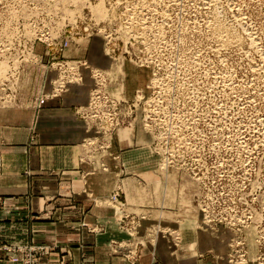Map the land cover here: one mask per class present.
I'll return each mask as SVG.
<instances>
[{"label":"rangeland","instance_id":"rangeland-1","mask_svg":"<svg viewBox=\"0 0 264 264\" xmlns=\"http://www.w3.org/2000/svg\"><path fill=\"white\" fill-rule=\"evenodd\" d=\"M73 102L81 173L0 194V264H264V0H0L2 176Z\"/></svg>","mask_w":264,"mask_h":264},{"label":"crops","instance_id":"crops-1","mask_svg":"<svg viewBox=\"0 0 264 264\" xmlns=\"http://www.w3.org/2000/svg\"><path fill=\"white\" fill-rule=\"evenodd\" d=\"M78 90L79 88H77V91ZM80 95H81L80 97H76V96L75 97L79 99L78 101H82L86 105L87 99L86 98L83 99L84 98L83 92H81ZM75 103L76 102H73V107L65 106L60 109L58 108L51 109L52 115H50L49 117L54 116L52 118L54 119L57 118V123H53V122H51V124L48 123L47 128L43 129L45 131H41L39 128L37 129L38 132L37 137L39 138L38 143L29 146V149L27 147L26 142L24 143L25 145L18 144L17 146L12 147L13 157L17 158V160L19 161L17 162V165H14V167L17 169V173L15 172L14 175H12V177L15 176V174H17V176L15 177V180L10 179L8 177H4L2 176L3 172L0 170L1 195H4L7 192H11L19 196L25 192L24 190L27 184H24L23 181L25 180L26 176H24V174L28 166H30L33 169V172H35L37 169H44V168L46 171H49V173L52 171V174L49 175V183L57 182L55 180L64 183L65 182L70 183V178H72L71 176H73L75 173H81V171L78 170V168L80 167V161L78 159H79V153L81 151V145L79 143L81 138L84 136L85 131L83 129L84 127H82L83 126L82 125L83 123L81 122L82 120L80 121L78 120L79 116L76 114L74 110L78 106H81V104L76 103V105H74ZM2 159L3 157L0 156V169L4 168L2 167L3 164L1 163ZM30 161L32 162V164L30 163L29 165ZM98 178H100L99 179L100 184L109 185V186L111 185V187L106 186L105 191L104 190L101 191L100 197H104L109 193V190H111L112 183H115V177L106 178L99 176ZM79 181L80 179L78 180V182ZM80 182H82V179ZM52 197H56V195L53 194ZM2 199H4V197L1 196L0 197L1 200L0 201V232L5 230L4 226L6 225V216H7L6 207L2 205L3 204ZM13 199H18V197L17 196L13 197ZM100 214L97 213V215L96 214L95 215L98 217V215ZM202 236H200V238ZM162 243H166V242L164 241ZM159 246H160V242H158L156 246L157 247L156 253L159 256L160 260H163L164 262H167L169 264H177V263L199 264L197 258L193 257L195 250L198 248L196 243H194V246L191 247L188 246L191 250L185 249L184 250L185 252L180 253L178 258H177V254L175 255L168 254L164 246L160 248L162 250V252H160ZM162 254H164L165 256ZM150 256H151L150 253H148L145 256V261H150L151 259ZM96 260L98 261L97 264H118L119 262L118 258L117 260H115L114 257L107 259H99L96 257ZM200 264L203 263H201L200 261Z\"/></svg>","mask_w":264,"mask_h":264},{"label":"built area","instance_id":"built-area-1","mask_svg":"<svg viewBox=\"0 0 264 264\" xmlns=\"http://www.w3.org/2000/svg\"><path fill=\"white\" fill-rule=\"evenodd\" d=\"M115 102L116 101L112 95H100L99 93H97V95H95L93 98L91 113H93L96 117L100 115L104 116L106 118V121L113 120L116 113Z\"/></svg>","mask_w":264,"mask_h":264}]
</instances>
